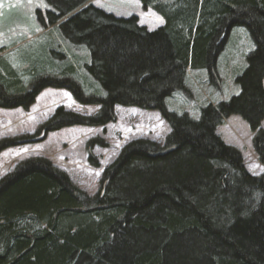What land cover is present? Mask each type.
Instances as JSON below:
<instances>
[{"label": "trees", "instance_id": "obj_1", "mask_svg": "<svg viewBox=\"0 0 264 264\" xmlns=\"http://www.w3.org/2000/svg\"><path fill=\"white\" fill-rule=\"evenodd\" d=\"M90 1L44 0L47 9L36 10L42 30L84 47L88 62L77 59L59 78L51 69L26 88L6 64L0 108L26 111L52 88L98 113L58 108L34 135L1 141L0 151L67 127H102L115 120L116 106L155 111L170 132L162 147L126 144L92 195L45 158L19 163L0 179V264H264V173L249 174L241 153L216 134L239 116L264 167V0H137L162 18L154 31ZM235 29L253 44L235 79L238 94L200 108L196 119L168 110L173 94L190 97L188 68L219 86L218 59ZM79 65L98 90L75 77ZM102 145L86 144L93 167L91 148Z\"/></svg>", "mask_w": 264, "mask_h": 264}, {"label": "rangeland", "instance_id": "obj_2", "mask_svg": "<svg viewBox=\"0 0 264 264\" xmlns=\"http://www.w3.org/2000/svg\"><path fill=\"white\" fill-rule=\"evenodd\" d=\"M90 2L116 17L127 18L133 14L137 16L139 24L149 31L156 30L163 24L161 17L151 10H142L136 0ZM46 9L44 0H0V73L4 78H8L4 67L6 64L12 66L25 88L35 78L50 73L51 69L57 70V73L52 74L59 78L66 75L60 73H65L67 68L76 67L77 59L88 62V53L84 47L72 46L61 37L57 29L42 30L37 21L36 10L43 13ZM233 33L231 39H228L230 42L227 43V48L218 59L219 86L215 87L209 83L205 71L188 68L186 85L190 97L187 98L181 93L173 94L165 103L168 110L178 114L186 113L196 119L200 108L206 105L215 106L238 94L235 79L241 74L240 69L245 67L244 58L253 49V44L242 29H235ZM52 52L59 54L60 57H52ZM79 69L75 77L83 83L85 81L90 83L87 85L93 87L92 91L98 90L88 80L86 72L80 65ZM92 94L99 96L96 93ZM57 108L83 117H92L99 111L97 106L77 103L64 89L46 88L35 97L34 103L26 111L21 108L11 110L0 108V142L34 135L40 125L50 120ZM114 114L115 120L102 127H67L46 133L41 141L0 151V179L27 159L45 158L55 168L65 173L79 189L88 195L96 193L103 171L118 158L126 144L142 139L162 147L170 132L167 123L155 111L116 106ZM261 129H264V120ZM216 134L226 145L236 148L241 153L243 164L249 174L260 176L264 173V167L258 162L252 146L255 133L239 116H231L224 120L216 129ZM93 139L103 143L102 146H94L90 151L96 167L89 164L86 149L87 142Z\"/></svg>", "mask_w": 264, "mask_h": 264}]
</instances>
